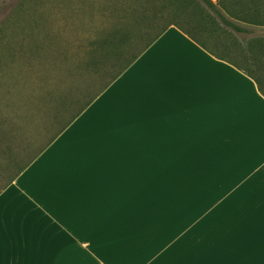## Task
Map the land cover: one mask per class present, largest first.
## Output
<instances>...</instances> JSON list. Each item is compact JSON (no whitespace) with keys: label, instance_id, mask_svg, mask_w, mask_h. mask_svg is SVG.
Instances as JSON below:
<instances>
[{"label":"crops","instance_id":"1","mask_svg":"<svg viewBox=\"0 0 264 264\" xmlns=\"http://www.w3.org/2000/svg\"><path fill=\"white\" fill-rule=\"evenodd\" d=\"M259 88L170 26L2 190L0 264H264Z\"/></svg>","mask_w":264,"mask_h":264},{"label":"rangeland","instance_id":"2","mask_svg":"<svg viewBox=\"0 0 264 264\" xmlns=\"http://www.w3.org/2000/svg\"><path fill=\"white\" fill-rule=\"evenodd\" d=\"M151 0H72L73 19L75 27L67 37L59 41L61 47L56 57L55 70L37 83L20 75L18 53V21L21 18L35 17L36 27L43 30L54 16L64 9L65 0H0V169L5 175L15 171L14 159L20 154L25 158V148L30 151L43 146L53 135L45 131L47 122L55 113H64L72 98L79 95L86 86L93 85V90L98 89L105 78L93 77L94 67L89 64L92 52L90 49L96 44L97 39L106 35L113 37L127 34L135 35L144 33L154 36L169 21L179 23L187 30L193 31L197 37L205 42L209 49L227 59L237 62L247 70L259 77L264 70V59L255 62L253 58V37H264V26L249 25L257 29L256 33L245 34L231 31L226 34L219 26H223L216 17L218 25L206 24L208 15L217 16L201 0H192L187 11L181 15L171 16V11L166 10L162 15L155 16L152 10L162 8L160 1L151 4ZM215 3L218 0H213ZM195 6H198L196 8ZM135 9L143 10L141 11ZM198 14H193L192 10ZM136 13V14H135ZM153 18H159L153 20ZM205 18V19H204ZM199 21L200 27L195 23ZM140 20H144L148 29L139 30ZM207 25V26H206ZM212 32H205L201 27L209 28ZM228 29V28H227ZM139 41L137 46L142 45ZM113 47L109 46L106 50ZM105 53H107L105 51ZM264 58V57H263ZM96 83V84H94ZM92 90V91H93ZM81 96V95H80ZM67 103V104H66ZM43 132V133H42ZM14 149L13 154L9 148ZM24 151V152H23ZM23 152V153H22ZM186 183H179V205H193L195 208L207 204L217 205V199L194 198L184 196ZM170 197L164 196L157 199L159 204H170ZM202 216V215H201ZM217 216V215H215Z\"/></svg>","mask_w":264,"mask_h":264},{"label":"trees","instance_id":"3","mask_svg":"<svg viewBox=\"0 0 264 264\" xmlns=\"http://www.w3.org/2000/svg\"><path fill=\"white\" fill-rule=\"evenodd\" d=\"M158 1L163 4L162 8L156 7L154 9H146V11L152 10V12L156 13L155 16H157L162 15L160 13H165L166 10H170L172 12L171 16H176L178 14L181 15L180 12L183 10L187 11L190 4H194L192 0H151L150 2L154 5L153 3ZM201 1L217 15L215 17L208 15V17H206V24L209 25L210 22H212V25H218V22H216L217 17L223 26L226 27L224 28L219 26V28L226 34H232L231 31H234L250 35L256 33L257 29L250 28L246 24L264 26V0H218L217 3L213 0ZM195 7L198 8V6ZM135 10L141 11L140 9ZM143 10L141 11L142 15L145 11ZM192 12L196 17L198 12L195 9L192 10ZM157 19L159 18H153L154 21ZM195 23L198 27H200L199 24H203L196 21V19ZM172 25H176L181 28L214 55L238 65L244 72L251 75L250 73H252V71L247 70L237 62L227 59L225 56L212 51L205 42L197 37V34L191 30L185 29L179 23L174 21H169V23L163 26V28H161V30L154 36L148 34L144 35V33L139 35L127 34L126 37L122 35H119V37L115 36L114 41L111 35L99 38L93 48L90 49L93 54L89 59V64L92 65L91 67H94L93 77L97 78L96 80L99 78H105L103 84L101 83L96 90H93L92 84H88L86 88L80 91L79 95H76L70 102H67L70 104L67 106L64 113L53 114L47 122L45 131H51V129L54 128L55 132L53 130V135L40 148L30 151L29 148L32 144L25 148L24 151L27 153V156L23 158L22 154H20L14 159L13 166H16L15 171L5 175V171L10 164L6 166L4 171L0 169V193L8 187L18 177V175L55 140L96 99L98 95H100L116 78H118L158 37H160ZM149 27L150 26H145L144 20H140V25L137 26V28L141 30L140 32L148 29ZM201 28H203L202 30L205 32H212L211 26L209 28ZM189 33H191V35ZM139 41H142L143 43L142 45L137 46ZM251 41L253 44L252 50L254 51L253 58L255 59V62H260L264 59V37H253ZM109 46L113 48L106 50ZM105 51L107 53H105ZM251 76L256 79L260 87L258 76ZM0 143H2V141H0ZM13 151L14 149L10 147L9 153L13 154Z\"/></svg>","mask_w":264,"mask_h":264},{"label":"snow or ice","instance_id":"4","mask_svg":"<svg viewBox=\"0 0 264 264\" xmlns=\"http://www.w3.org/2000/svg\"><path fill=\"white\" fill-rule=\"evenodd\" d=\"M61 6L64 10L47 21L43 30L36 27L35 17L21 18L18 21L17 55L20 75L33 82L43 81L55 70L56 57L61 47L59 41L62 37L69 36L75 27L72 0H65ZM250 74L256 76L254 72ZM258 81L259 91L264 92V70L261 71Z\"/></svg>","mask_w":264,"mask_h":264}]
</instances>
